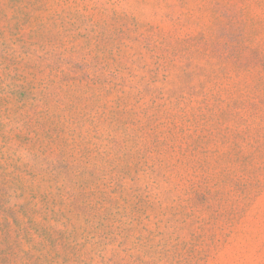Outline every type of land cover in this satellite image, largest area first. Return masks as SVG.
I'll return each mask as SVG.
<instances>
[{
    "label": "rangeland",
    "instance_id": "374dc122",
    "mask_svg": "<svg viewBox=\"0 0 264 264\" xmlns=\"http://www.w3.org/2000/svg\"><path fill=\"white\" fill-rule=\"evenodd\" d=\"M0 264H264V0H0Z\"/></svg>",
    "mask_w": 264,
    "mask_h": 264
}]
</instances>
